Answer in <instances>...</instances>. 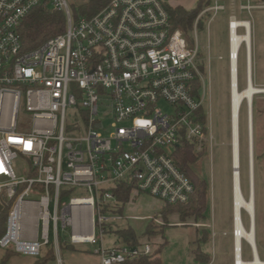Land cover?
Masks as SVG:
<instances>
[{
	"label": "built area",
	"instance_id": "2783aa9c",
	"mask_svg": "<svg viewBox=\"0 0 264 264\" xmlns=\"http://www.w3.org/2000/svg\"><path fill=\"white\" fill-rule=\"evenodd\" d=\"M168 1L111 0L76 20L66 0H0V249L40 257L42 248L59 255L62 243L89 245L100 264H123L152 246H103V229L122 218L102 212L116 206L117 186L169 205L189 200L194 188L172 155L183 141L199 151L209 137L197 21L223 7L203 10L186 31L174 27ZM42 6L64 13L65 30L26 50L18 27ZM241 28L228 23L230 77ZM242 46L246 60L245 42L237 55ZM234 239L233 264H246L244 243L251 261L259 258L255 244Z\"/></svg>",
	"mask_w": 264,
	"mask_h": 264
},
{
	"label": "rangeland",
	"instance_id": "374dc122",
	"mask_svg": "<svg viewBox=\"0 0 264 264\" xmlns=\"http://www.w3.org/2000/svg\"><path fill=\"white\" fill-rule=\"evenodd\" d=\"M247 1L254 8L242 15L239 7L241 4L246 5ZM66 2L71 16L75 17V15H79V8L85 3V0H66ZM194 2L195 0H169L167 4L173 7L181 6L189 9L193 7ZM215 4L223 6V10L211 13L209 17H205L203 28L197 29V40L201 58L205 65L204 109L208 118L209 137H207L206 141V150L202 152L199 160L193 164L192 170L200 179L205 180L208 185L206 221L202 223L189 218L185 222L179 223L177 216L174 214L167 215V220L164 221L165 219L161 215L164 203L150 195L135 192L130 196L129 203L124 205L121 216V219L124 220L116 223L119 227L126 225L131 227L139 239L140 246L147 243L152 247L154 245L158 246V241L164 237L167 240V245L162 247L159 255L163 264H190L192 262L193 255L191 251L195 248L192 241L194 240L196 229V231L206 229L210 233L213 231L216 234L213 244L210 237L208 241L200 242L199 244L202 251L207 252L211 256L213 255V264H229L227 259L232 264V129L227 21L231 13H234L237 19H247L249 21L252 84L254 88L264 91V2L259 0H211L209 7ZM209 7H206V9ZM237 33L243 35L242 30H238ZM189 37L194 41V32H191ZM236 73L237 89L242 91L246 87L244 46L239 51ZM256 95L264 96V92ZM246 105V102L243 101L239 109L238 135L240 123V135L242 139L244 138L245 148L244 153L243 151L241 153V158L239 155L240 188L243 197L248 200L250 194V173L248 162L249 140L248 133H246V127L248 132ZM159 107L169 115L173 113L172 108H169L163 102L159 103ZM255 188L256 191L254 193L253 189V193L256 220L258 222L257 255L260 260L264 261V172L261 165L257 167ZM81 196H86V194ZM241 213L243 226L245 230H248L249 215L244 211ZM152 219L156 221H152ZM151 222H154L155 225H160L157 230H163L164 236L161 234H146V229ZM178 223L184 227L174 228V225ZM223 233H226V236H223ZM96 235L99 237L98 229L96 230ZM65 239H68V237L66 236ZM102 243L107 248L113 247L114 243L121 248L124 247L120 246L123 245L122 242L113 234H104ZM72 247L70 249H61L59 255L48 257L45 264H100V257L95 254L96 246L77 245ZM45 251L46 248H42L43 254L40 257L9 254L5 264H34L44 258ZM5 255L6 250L0 249V259ZM59 259L60 262L58 261ZM251 259L250 248L244 243L243 260L250 262Z\"/></svg>",
	"mask_w": 264,
	"mask_h": 264
},
{
	"label": "trees",
	"instance_id": "16d2710c",
	"mask_svg": "<svg viewBox=\"0 0 264 264\" xmlns=\"http://www.w3.org/2000/svg\"><path fill=\"white\" fill-rule=\"evenodd\" d=\"M264 2V0H259ZM111 0H85V3L79 8V15H75L74 19L79 18H89L97 14L100 10L106 7ZM211 0H199L196 9L190 12H184L185 8L181 6H171L170 8L171 20L174 27H181L186 31H190L193 28V24L198 17V15L209 7ZM180 10V11H174ZM209 17L210 13L206 12L200 19L197 21V29H202L204 26V18ZM65 15L62 11H58L55 8L42 6L34 8L29 14H27L21 21L18 27V33L22 42L23 47L27 49L35 48L45 42L47 39L59 35L65 30ZM253 85V84H252ZM239 91V90H238ZM263 98V99H261ZM252 151H253V189L254 193L256 191V176H257V167L261 165L262 171L264 172V96H257L254 94L252 96ZM246 116L248 118V108L246 105ZM240 113V111H239ZM199 120L204 125L205 135L207 136V118L204 113V110L199 111ZM244 128V126H243ZM245 131V128H244ZM246 133L247 127H246ZM244 137V136H243ZM239 155L241 158V153L245 151L244 148V138H241L240 135V123H239ZM206 143H202L201 149L198 151L195 144L183 141L175 149L172 159L175 166L179 169L181 173L192 184L194 191L193 194L189 197V200L184 204H175L169 205L164 204L161 215L166 221V216L174 214L178 218V222H185L189 218H193L196 221L204 222L206 221V213L208 210V185L205 180L200 179L198 175L192 170V166L196 163L199 158L202 156V152L206 150ZM249 155V153H248ZM239 158V160H240ZM249 162V156H248ZM114 195L116 198V206L113 208H105L103 213H110L115 215L122 216L123 208L126 203L130 201V189L125 186H117L114 190ZM5 206V205H4ZM256 207L254 199V212H255V246L257 251V220H256ZM7 208L0 205V228L4 225V220L6 216ZM153 221V220H152ZM243 224V223H242ZM244 227V226H243ZM160 228V225H155L154 222H151L147 229L146 234H161L163 235V230H157ZM197 230V229H196ZM195 230V234L200 233L201 239L199 241H205L209 235V231L206 229H201L199 231ZM104 234H113L120 240L124 246L129 248L140 247L139 239L136 236L134 230L128 225L119 227L116 224L108 225L103 229ZM0 230V235H1ZM164 236V235H163ZM207 236V237H206ZM206 237V238H205ZM163 243L158 246L154 245L152 247V252L149 255L140 254L134 258L126 260L123 264H163L161 258L159 257L162 247L167 245V240L162 237ZM72 246L62 243V249H70ZM9 254H13L10 251H6V255L0 259V264H5V261ZM194 260L199 264H208L210 262V257L201 252L198 248H195L192 252ZM54 256L52 253H46L44 258L36 261L34 264H45L48 257ZM260 260V259H259ZM262 261V260H261Z\"/></svg>",
	"mask_w": 264,
	"mask_h": 264
},
{
	"label": "bare ground",
	"instance_id": "6f19581e",
	"mask_svg": "<svg viewBox=\"0 0 264 264\" xmlns=\"http://www.w3.org/2000/svg\"><path fill=\"white\" fill-rule=\"evenodd\" d=\"M243 25L246 27V33L243 35L233 34L232 44H231V53H232V75L230 77V113H231V140H232V216H233V230L232 238L235 237L234 242L242 243V239L250 244H255L254 241V226H255V212H254V193L250 188L249 199L246 200L241 192L240 188V175H239V149H238V114L242 102L245 101L247 104L250 95L264 92L262 90L256 89L253 86L249 85V78L251 77V60H250V24L249 22H243ZM240 42L246 43V87L242 91H238L236 88L237 83V49ZM237 59V60H236ZM232 80V81H231ZM232 82V88H231ZM248 114V113H247ZM248 119V118H247ZM248 121V120H247ZM249 134V130H248ZM249 140V135H248ZM253 161V155H252ZM250 163V162H249ZM253 170V166H252ZM250 173V165H249ZM253 184V181H252ZM253 186V185H252ZM252 197V200H251ZM247 212L249 219V229L245 230L242 224L241 212ZM253 220V232L251 231V225ZM239 247V246H238ZM254 250V249H253ZM239 263L243 264V261L239 260ZM246 264H264V261L255 259V261L246 262Z\"/></svg>",
	"mask_w": 264,
	"mask_h": 264
},
{
	"label": "crops",
	"instance_id": "0c3cea01",
	"mask_svg": "<svg viewBox=\"0 0 264 264\" xmlns=\"http://www.w3.org/2000/svg\"><path fill=\"white\" fill-rule=\"evenodd\" d=\"M198 1L199 0H195V2H194V5H193V7H191V8H189V9H185L186 11H192V10H194L196 7H197V4H198ZM243 6H245V4H241L240 5V7H239V11L242 13V15H244L246 12H249V11H247V10H243L242 9V7ZM256 6H258V7H260L259 5H256ZM223 7V6H222ZM257 7V8H258ZM224 8V7H223ZM185 10H181V11H184V12H186ZM174 11H180V10H174ZM210 14L211 13H214V12H209ZM240 13V14H241ZM232 19H235V20H237V21H240V22H249L247 19H237L236 18V15H234V13H231L230 15H229V17H228V21H227V31H228V49H229V29H228V23H229V21L230 20H232ZM250 24V23H249ZM239 30H242L243 31V34H244V30L241 28V29H239ZM228 54H229V50H228ZM250 58H251V56H250ZM251 60V59H250ZM245 64H246V60H245ZM204 68H205V65H204ZM250 76H251V74H250ZM251 82H252V77H251ZM253 86V85H252ZM132 195V194H131ZM130 195V196H131ZM129 203V202H128ZM124 209V208H123ZM118 216H120V215H118ZM122 220H124V219H121V221ZM215 232H212V233H209V235H208V237L206 238V240L205 241H208L209 240V237H210V239L212 240V244H213V241H214V238H215ZM223 236H226V233H223ZM199 239H201V234L200 233H198V234H195V237H194V240L192 241L193 242V244H194V246H195V248H198L201 252H203V253H205V254H207L209 257H210V262L208 263V264H213V262H214V257H213V255L211 256V255H209L207 252H205V251H202L201 249H200V247H199V244H200V242H205V241H199V242H197ZM210 240V241H211ZM159 243L158 244H161V243H163V239H161V240H159L158 241ZM123 244V243H122ZM113 246H117V247H119V245H117V244H113ZM120 246H124V245H120ZM194 248V249H195ZM194 249H192V251L191 252H193V250ZM193 255V254H192ZM258 256V255H257ZM259 259V258H258ZM59 262H60V259H59ZM227 262L230 264V261L227 259ZM190 264H199V263H197L195 260H194V257L192 258V262L190 263ZM232 264H233V257H232Z\"/></svg>",
	"mask_w": 264,
	"mask_h": 264
},
{
	"label": "water",
	"instance_id": "95a60500",
	"mask_svg": "<svg viewBox=\"0 0 264 264\" xmlns=\"http://www.w3.org/2000/svg\"><path fill=\"white\" fill-rule=\"evenodd\" d=\"M249 85L252 86V82H251V77L249 78ZM252 95H250V98L247 101V108H248V130H249V165H250V188L253 190V170H252V166H253V161H252V155H253V151H252V120H251V114H252ZM252 200V197H251ZM251 231L253 232V220H252V225H251ZM254 253L257 256V251H256V246H254Z\"/></svg>",
	"mask_w": 264,
	"mask_h": 264
}]
</instances>
